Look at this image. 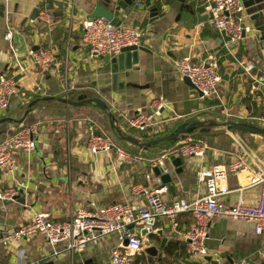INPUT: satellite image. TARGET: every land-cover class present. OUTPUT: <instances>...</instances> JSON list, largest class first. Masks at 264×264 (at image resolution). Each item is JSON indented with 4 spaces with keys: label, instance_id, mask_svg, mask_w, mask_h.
Wrapping results in <instances>:
<instances>
[{
    "label": "crops",
    "instance_id": "0c3cea01",
    "mask_svg": "<svg viewBox=\"0 0 264 264\" xmlns=\"http://www.w3.org/2000/svg\"><path fill=\"white\" fill-rule=\"evenodd\" d=\"M140 1L142 6L137 5ZM116 2L0 0V5L4 6V10L0 9V76H17L20 85L18 94L11 99L10 109L0 114V120H23L22 124H0V140L12 130L39 124L36 151L29 158L24 153L17 154L20 163L17 176L10 178L0 172V191L10 186L24 190L17 200L0 201L1 232L25 224L34 212H47L54 220L65 221L79 207H105L125 202L131 198V186L146 185V176L151 173L156 184L164 185L155 170H150L147 160L159 157L189 139L199 138L197 133L177 144H162L144 151L115 136L119 146L142 158L136 165L120 167L115 155H92L85 149L90 124H95L98 131L109 133L108 116L94 104L71 106L64 101L77 102L80 96L99 98L108 105L124 129V115L139 110L149 112L153 98H164L172 104V120L166 126L170 132L183 123L247 122L239 118L243 115L260 116V93L252 91L251 80L244 74L239 61L245 57L253 61L257 52L260 57L258 65L264 71V10L262 17L252 21V14L246 8V25L254 31V37H247L227 49V39L210 27L201 0H152L158 9V15L153 19L145 7V0H138L134 6L120 11H117ZM97 3L113 11L122 25L146 33L143 47L148 52L139 53V63L131 70L117 74L116 83L113 66L106 64L102 57H92L82 41V25ZM261 3L264 6V0ZM44 7L54 16L50 27L40 20ZM35 11H38L36 19L33 18ZM8 30L14 32L11 44L5 40ZM255 41L257 46L251 49ZM41 49L54 51L56 63L52 70L41 74L29 68L26 74H20L16 62L27 66L29 52ZM210 55L217 57L221 83L217 95L202 98L196 89L186 84L176 62L191 58L195 63H202ZM38 87L43 88L42 94L36 91ZM40 99L43 100L26 116L28 106ZM133 132L131 136L142 141H145L142 139L144 135H157L156 129H133ZM205 135L215 138L201 136L209 139L205 141L209 148L204 160L175 157L182 160L180 169L174 167L172 160L168 163L172 182L166 184L169 187L164 196L166 202L198 197L199 162H204V168L210 169L243 158L251 167L264 172L263 136L230 133L225 129L220 135ZM247 177L248 174H232L221 184L222 189L225 187L230 192L225 196L228 203L238 200L239 188L248 185ZM259 194L260 186L248 188L243 192V200L256 203ZM192 222L191 216L184 215L179 219V227L174 228L169 220H160L157 233L145 238L144 249L137 255V261L140 264H237L245 260L248 264H263L264 236L256 235L252 226L246 223L220 218L212 221L206 242L212 263L192 260L183 239ZM117 243V236H110L82 252L54 259L46 239L36 236L1 248L0 264L13 261L111 264V250ZM151 247L156 248V256L146 253Z\"/></svg>",
    "mask_w": 264,
    "mask_h": 264
},
{
    "label": "built area",
    "instance_id": "2783aa9c",
    "mask_svg": "<svg viewBox=\"0 0 264 264\" xmlns=\"http://www.w3.org/2000/svg\"><path fill=\"white\" fill-rule=\"evenodd\" d=\"M202 7L209 18L212 29L223 35L227 49L254 35V31L246 25V7L243 0H201ZM142 6L143 2L137 4ZM40 20L48 27L54 23V16L44 7L40 12ZM245 24V28L243 27ZM203 25H200L202 28ZM14 32L8 30L5 40L12 43ZM254 37V36H253ZM146 33L131 26H114L105 19L85 20L82 25V41L89 48L92 57H117L129 47H143ZM25 66L17 61L20 74H26L29 68L41 74L49 73L56 63V55L51 49L30 51ZM26 61V62H27ZM239 65L244 74L251 80L253 92L260 93L259 105L261 114L257 117L241 116V121L264 127V71L250 58H241ZM176 68L183 78H189L202 98L218 94L221 83L217 57L210 55L202 63H195L191 58H182L176 62ZM17 76H0V114L6 113L11 106V99L19 92ZM38 94L43 88L38 87ZM172 104L164 98H153L149 104V112L139 110L135 114H125L124 124L136 131L155 130L164 133L172 120ZM39 124L21 128L16 134L0 144V172L15 178L20 171L18 153L28 158L36 151ZM87 152L92 155H115L117 165H136L142 158L131 154L119 146L107 133L98 131L95 124L89 125L86 143ZM208 147L189 139L181 146L167 150L159 157L147 160L150 170L159 167L164 173L171 172L168 163L172 158H206ZM198 186L200 193L194 200L179 199L166 202L164 196L169 192L167 185L156 184L154 176H146V185H132L131 198L122 203H114L105 207L95 205L89 208L79 207L65 221H57L47 212H34L30 220L8 232L0 231V249L25 241L36 236H43L51 249L52 258L82 252L90 246L104 242L110 236H117L118 243L111 250V264H140L136 257L144 249V240L155 235L158 222L167 219L174 228L179 227L181 216L189 215L193 222L190 229L183 235L192 260L204 262L209 257L206 242L209 229L214 219L220 218L232 222H243L252 226L256 235L264 236V172L255 169L243 158L232 160L227 165H214L204 168L199 162ZM232 174H248L247 186L238 190L239 198L233 203L225 200L230 192L221 184ZM260 186V194L256 203L250 204L243 200L244 190ZM24 190L10 186L0 191V201L14 200ZM224 196V200L222 197ZM145 233V234H144ZM264 264V250L262 252ZM10 264H42L13 261ZM237 264H248L242 260Z\"/></svg>",
    "mask_w": 264,
    "mask_h": 264
},
{
    "label": "water",
    "instance_id": "95a60500",
    "mask_svg": "<svg viewBox=\"0 0 264 264\" xmlns=\"http://www.w3.org/2000/svg\"><path fill=\"white\" fill-rule=\"evenodd\" d=\"M137 1L138 0H117L116 2L117 11H120L121 9L126 10L128 7L134 6V4ZM243 2L246 8L249 9L250 14H252V17H251L252 21H255L259 17L263 16V13L261 12L264 10V6L262 5L261 0H255L254 2L251 0H243ZM145 7L149 10L150 17L152 19L157 17L158 9L156 6L153 5L152 0H145ZM0 9L4 10V6L2 4L0 5ZM37 16H38V11H35L33 18L36 19ZM88 19L89 20L105 19L114 26L122 25V22L119 20L118 17H116L115 13L109 10L102 3L96 4L94 10L89 14ZM243 27L245 28V24ZM243 38L244 39L247 38L246 31L243 32ZM256 46H257V43L255 41L252 44L251 49L255 48ZM140 52H148V50L144 47H129V48L124 49L121 52V54L118 55L117 57H110V56L102 57L106 64H111L113 66L112 72L114 73L113 80L115 81V83L118 79L117 74L123 73L127 70H131L133 66L139 63V53ZM259 58L260 57L258 56L256 52L253 61L258 64ZM184 79L187 85L197 90V88L194 86V84L189 78H184ZM199 94L200 96H202L200 92ZM41 100L43 99L37 100L36 102H33L28 106V111H27L26 116L30 113L33 106H35ZM64 102L71 106H83L84 104L96 105L100 110H102L108 116L111 131H113L122 142L138 147L139 149L144 150V151H147L154 147H158L162 145L163 143L177 144L181 141L187 140L188 137L194 135L195 133L210 134L213 132L214 129H225L230 133H243V134L264 137V127H260L255 124H251L247 122L228 121V122L218 123V122L197 121V122H192V123H183L179 125L173 132H170L154 140L142 141V140L134 138L133 136L129 135L126 132L124 127L119 124L114 114L110 112L108 105L101 99L99 98L87 99L85 96H80L77 102L70 101V100L64 101ZM3 123H9L10 125L22 124L23 120L17 121L11 118H5L3 120H0V124H3ZM172 163L174 167L177 169H180V167L182 166V160L180 158H172ZM155 174L157 177L161 178L164 185L172 182L171 175L165 174L163 168L161 167L155 169ZM15 199L17 200V198ZM146 253L149 254L150 256H156L157 250L156 248L151 247L146 250ZM212 259H213L212 257H207L206 261L212 263ZM49 264H53V263H49ZM86 264H92V263L87 262ZM213 264H218V263L213 262Z\"/></svg>",
    "mask_w": 264,
    "mask_h": 264
},
{
    "label": "rangeland",
    "instance_id": "374dc122",
    "mask_svg": "<svg viewBox=\"0 0 264 264\" xmlns=\"http://www.w3.org/2000/svg\"><path fill=\"white\" fill-rule=\"evenodd\" d=\"M19 130V129H18ZM17 131V129H15V130H12V131H10L9 133H7L3 138H2V140L3 141H5V140H7L8 138H10L11 136H12V134H14L15 132ZM111 132H113V131H109V133L107 132V134H109L111 137H113L114 139L116 138L115 136H116V134L113 132V133H111ZM222 132H224V129H214L213 130V132H212V134H222ZM168 134V133H167ZM195 134H197V133H195ZM199 134V139H203V141H199L198 139H195L194 141H196V142H200V143H202V145H204V146H207V141L209 140H207V139H205V137H208L207 135H205V134H200V133H198ZM211 134V133H210ZM201 136H205L204 138H202ZM209 138V137H208ZM210 139H213L212 137L210 138ZM206 141V142H205ZM238 142H240V141H238ZM206 143V144H205ZM163 144H166V143H163ZM168 144V143H167ZM237 145H238V143H237ZM208 147V146H207ZM209 148V147H208Z\"/></svg>",
    "mask_w": 264,
    "mask_h": 264
},
{
    "label": "trees",
    "instance_id": "16d2710c",
    "mask_svg": "<svg viewBox=\"0 0 264 264\" xmlns=\"http://www.w3.org/2000/svg\"><path fill=\"white\" fill-rule=\"evenodd\" d=\"M23 128H25V127H23ZM19 130H21V129H19ZM19 130H17L14 134H16ZM125 130H126V132H127L129 135H134L133 129L126 127ZM171 132H172V131H171ZM167 133H170V130L167 129V130H165L164 133H160V134H157V135H153V136H151V137H150V136H146V135H144V136H142V139H145V141H147V140L149 141V140L154 139V137H155V138H159L161 135H164V134H167ZM14 134H12V135H14ZM241 134H243V133H241ZM218 135H220V134H218ZM218 135H216V137H217ZM152 137H153V138H152ZM202 137H203V136H202ZM208 137H211V136H208ZM112 138H113V137H112ZM212 138H215V137H212ZM113 139H114V138H113ZM194 140H195V139H194ZM198 140H199V141H203L202 139H199V138H198ZM2 141H3V140H0V144L4 142V141H3V142H2ZM199 141H198V142H199ZM199 143H200V142H199ZM209 143H212V141H210ZM170 144H171V143H168V144L166 143L165 145H170ZM200 144H202V143H200ZM205 144H206V143H205ZM207 145H208V143H207Z\"/></svg>",
    "mask_w": 264,
    "mask_h": 264
}]
</instances>
